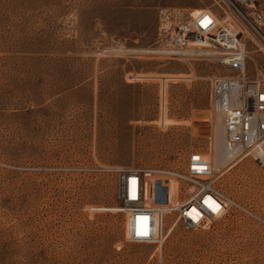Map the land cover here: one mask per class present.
Segmentation results:
<instances>
[{
	"label": "rangeland",
	"instance_id": "374dc122",
	"mask_svg": "<svg viewBox=\"0 0 264 264\" xmlns=\"http://www.w3.org/2000/svg\"><path fill=\"white\" fill-rule=\"evenodd\" d=\"M218 4L0 0V264H264V163L211 143L209 79L225 71L153 53L165 10ZM250 50L246 75L262 77ZM192 150L254 216L231 207L194 231L168 216L160 253L128 242L110 169L177 167Z\"/></svg>",
	"mask_w": 264,
	"mask_h": 264
},
{
	"label": "built area",
	"instance_id": "2783aa9c",
	"mask_svg": "<svg viewBox=\"0 0 264 264\" xmlns=\"http://www.w3.org/2000/svg\"><path fill=\"white\" fill-rule=\"evenodd\" d=\"M222 3L221 12L165 10L162 34L169 39L153 53L188 63L208 61L225 71L209 79V102L213 111L222 114L224 132L238 154L247 157L264 148V76L246 75L250 49L264 48V0ZM110 172L119 211L127 215V241L154 245L159 253L167 237L168 216L173 217V225L187 231L205 228L231 207L254 216L216 187L212 162L197 150L190 151L181 166L113 167Z\"/></svg>",
	"mask_w": 264,
	"mask_h": 264
},
{
	"label": "bare ground",
	"instance_id": "6f19581e",
	"mask_svg": "<svg viewBox=\"0 0 264 264\" xmlns=\"http://www.w3.org/2000/svg\"><path fill=\"white\" fill-rule=\"evenodd\" d=\"M261 49L264 51V48L261 47ZM217 114H218V122L220 126L215 127L212 132L211 143H213L214 145V151H217V154H223L224 156L228 155L227 157H230V159L231 157H235V156H238L240 157V159L241 158L243 159L244 158L243 155L238 154L235 146L231 143L230 138L224 132L222 114L221 113H217ZM254 155H257L261 159V161H263L264 163V148L263 147H259V149L254 152ZM213 167L217 168L216 165L215 166L213 165ZM94 208L97 209L98 207H94ZM101 208L99 207L98 209L101 210ZM115 209L119 210L118 208H115Z\"/></svg>",
	"mask_w": 264,
	"mask_h": 264
},
{
	"label": "snow or ice",
	"instance_id": "6c2138e0",
	"mask_svg": "<svg viewBox=\"0 0 264 264\" xmlns=\"http://www.w3.org/2000/svg\"><path fill=\"white\" fill-rule=\"evenodd\" d=\"M141 235H146V233H141Z\"/></svg>",
	"mask_w": 264,
	"mask_h": 264
}]
</instances>
